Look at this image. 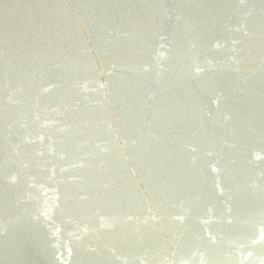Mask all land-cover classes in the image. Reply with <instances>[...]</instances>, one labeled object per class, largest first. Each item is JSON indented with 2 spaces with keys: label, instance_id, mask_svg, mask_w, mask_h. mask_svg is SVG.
I'll list each match as a JSON object with an SVG mask.
<instances>
[{
  "label": "water",
  "instance_id": "water-1",
  "mask_svg": "<svg viewBox=\"0 0 264 264\" xmlns=\"http://www.w3.org/2000/svg\"><path fill=\"white\" fill-rule=\"evenodd\" d=\"M0 264H264V0H0Z\"/></svg>",
  "mask_w": 264,
  "mask_h": 264
},
{
  "label": "snow or ice",
  "instance_id": "snow-or-ice-1",
  "mask_svg": "<svg viewBox=\"0 0 264 264\" xmlns=\"http://www.w3.org/2000/svg\"><path fill=\"white\" fill-rule=\"evenodd\" d=\"M213 171H215V168H213Z\"/></svg>",
  "mask_w": 264,
  "mask_h": 264
}]
</instances>
